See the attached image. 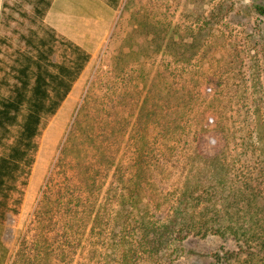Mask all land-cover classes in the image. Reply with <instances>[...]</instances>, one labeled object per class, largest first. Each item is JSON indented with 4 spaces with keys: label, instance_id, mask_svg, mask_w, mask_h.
Listing matches in <instances>:
<instances>
[{
    "label": "rangeland",
    "instance_id": "obj_1",
    "mask_svg": "<svg viewBox=\"0 0 264 264\" xmlns=\"http://www.w3.org/2000/svg\"><path fill=\"white\" fill-rule=\"evenodd\" d=\"M3 1L14 2L0 0V10ZM257 6L264 0H121L117 9L53 0L45 22L92 57L30 206L0 224V264H119L115 240L134 226L136 209L166 223L185 182L215 183L205 154L229 164L226 187L264 171V144H251L264 124ZM206 123L227 133L199 145ZM133 187L140 203L129 213ZM198 240L181 252L173 242L167 258H133L212 264L214 253L234 249L221 238Z\"/></svg>",
    "mask_w": 264,
    "mask_h": 264
},
{
    "label": "trees",
    "instance_id": "obj_2",
    "mask_svg": "<svg viewBox=\"0 0 264 264\" xmlns=\"http://www.w3.org/2000/svg\"><path fill=\"white\" fill-rule=\"evenodd\" d=\"M102 1L117 9L121 0ZM52 2L1 4L0 27L10 34L0 33V224L8 213H20L42 134L91 59L88 51L45 22ZM25 3L31 5V11L24 9ZM255 10L264 16V7ZM26 22L29 26L21 32ZM12 23L16 25L11 27ZM207 125L197 130L199 145L215 132L227 133L224 127L208 132ZM259 126L252 145L264 144V124ZM260 153L264 154V148ZM212 154H205L204 159L211 164L215 183L185 182L166 223L150 221L141 208L136 209L140 217L134 226L122 230L115 240L119 264H135L139 251L145 259L167 258L173 242L174 250L181 252L183 243L191 238H221L234 244L232 250L214 253L212 264H264V171L254 169L251 178L242 181L243 186L226 187L229 164L217 151ZM136 193L133 187L129 213L140 203Z\"/></svg>",
    "mask_w": 264,
    "mask_h": 264
},
{
    "label": "crops",
    "instance_id": "obj_3",
    "mask_svg": "<svg viewBox=\"0 0 264 264\" xmlns=\"http://www.w3.org/2000/svg\"><path fill=\"white\" fill-rule=\"evenodd\" d=\"M49 12V11H48ZM48 14V13H47ZM47 16V15H46ZM46 18V17H45ZM1 20V19H0ZM59 33V32H58ZM60 34V33H59ZM62 35V34H61ZM64 36V35H63ZM79 45V44H78ZM81 46V45H80ZM82 47V46H81ZM83 48V47H82ZM85 49V48H84ZM86 50V49H85ZM88 51V50H86ZM89 52V51H88ZM90 53V52H89ZM92 57V56H91ZM91 60V59H90ZM90 62V61H89ZM89 64V63H88ZM87 67V66H86ZM85 69L83 70L82 74L80 75V77L78 78V80L75 82V84L73 85L70 93L68 94L67 98L64 100V102L62 103L61 107L59 108V110L57 111V113L55 114V116L51 119V121L49 122V124L47 125V127L45 128L43 134H42V138L40 141V145H39V149L37 151L36 157H35V162L33 164L32 167V172H31V176L29 178V182H28V186L25 190V196H24V200L23 203H25L26 201V193L27 190L30 186V184L33 182V178L36 172V165H37V161L40 158H43L46 160V164L45 167L47 165L48 160L51 157L52 151H53V147L61 133V130L63 128L64 122L67 118V114L69 113L71 107L73 106L76 97H77V89L81 88V82L82 81V75L84 74ZM76 93V94H75ZM74 94L75 99L74 101H69L71 99V96ZM44 167V169H45ZM43 169V172H44ZM23 205V204H22ZM11 213H8L6 216V220L4 223H6L8 215ZM2 225V224H1Z\"/></svg>",
    "mask_w": 264,
    "mask_h": 264
},
{
    "label": "bare ground",
    "instance_id": "obj_4",
    "mask_svg": "<svg viewBox=\"0 0 264 264\" xmlns=\"http://www.w3.org/2000/svg\"><path fill=\"white\" fill-rule=\"evenodd\" d=\"M74 99H75V96L73 94L69 101H71V103H72V101H74ZM45 164H46V160L43 159V158H40L37 161L36 172H35V175H34V178H33V182L30 184V186H29V188L27 190V193H26V201H25V208L26 209L30 206L31 201H32V199L34 197V194H35V191H36V188H37V183H38L39 179L41 178V176L43 174V169L45 167Z\"/></svg>",
    "mask_w": 264,
    "mask_h": 264
}]
</instances>
